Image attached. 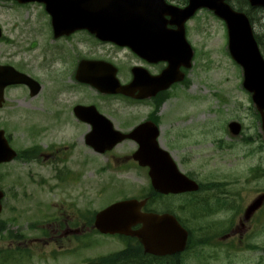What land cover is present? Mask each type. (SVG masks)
Segmentation results:
<instances>
[{
    "label": "flooded vegetation",
    "instance_id": "1",
    "mask_svg": "<svg viewBox=\"0 0 264 264\" xmlns=\"http://www.w3.org/2000/svg\"><path fill=\"white\" fill-rule=\"evenodd\" d=\"M229 1H235L237 9L246 11L252 17L257 16L260 19L264 16L263 7H252L247 0ZM5 2H10L8 8L14 13L8 31L11 33L9 42L15 52L12 55L13 60L3 64H10L15 71L38 81L40 89L31 95L30 87L24 83L8 85L4 89L3 107L22 106L35 109L34 100L40 94L41 101L51 100L45 94L47 87H52L54 93L53 105L48 104L47 109L41 111L29 110L27 120L8 121L0 118V129L4 131L8 143L14 148L19 145L16 159L0 164V190L3 192L2 200L21 196L25 201H32L38 208L55 209V213H48V216L43 217L47 233L45 240H42L45 245H53L48 247L46 256L63 262L59 264H264V185L255 184L246 192L241 184L238 186L239 181L235 180L231 185L201 184L200 190L186 193L187 204L194 213L186 219L188 226L185 220L177 217L186 229L182 250L177 249L178 233H157L154 234L158 236L157 242L144 244L132 234L141 224L128 228L130 233L125 234L104 231L105 227L100 230L94 224V217L91 221L83 217L79 208L89 202L93 206L131 197L141 200L147 197L146 188L138 185L139 191L131 192L121 189L120 185L89 187L81 184L73 187L66 184L68 176L82 177L84 174L106 173L122 177L130 173L144 175L146 169L130 159L131 149L129 150L126 144L136 145V142L129 139L104 153L105 168H83L88 164H84L81 145L88 152L97 155L86 143V137L93 132V128L102 130V139H110L113 134L107 128L95 124L101 122L82 121L75 112V106L93 105L110 120L114 129L125 133L145 120L160 126L164 101L159 105L156 102H159L166 92H156L154 97L143 101L147 103L144 104L142 101L118 94H102L78 79L106 80L111 78L115 71L122 84H129L135 76L138 77L139 80L135 82L136 92L142 87L152 90V77L159 75L167 63L144 60L128 50V56L118 60L115 55L120 51V47L99 40L86 29L60 37H54L52 33L51 40L58 41L60 45L50 50L46 48V43H42L38 47V54L34 56L36 38L42 39L44 31L46 36H50L52 32L47 11L43 5L36 2ZM165 2L177 7L187 4V0ZM36 4L39 9H35ZM3 33L0 28L2 44L8 41V36ZM64 47L69 48L75 55L67 57ZM90 91L94 93L93 96L85 101L76 100L73 103L74 99L82 96L81 93ZM65 93H69L68 97L56 100L57 95H66ZM7 100L14 101L15 104H6ZM111 101L136 104L115 105L111 104ZM86 116L91 117L92 114L87 112ZM67 128L71 129L67 139L56 137L61 130ZM96 133L99 134L98 131ZM34 138L38 142H34ZM119 146L121 149L117 150ZM21 176L32 177L34 181H37L34 177L44 178L40 179L38 184H23ZM171 195L160 194L159 198L164 200L177 196ZM259 198L261 200L257 201ZM159 202L161 201H158V206L161 207L156 210L171 211ZM253 203L255 206L251 208ZM68 205L73 207L69 212L64 208ZM141 210L146 212V206ZM18 220V217L2 218L0 226L7 222L14 224L15 244L26 246V241L35 237L24 238L16 228Z\"/></svg>",
    "mask_w": 264,
    "mask_h": 264
},
{
    "label": "rangeland",
    "instance_id": "2",
    "mask_svg": "<svg viewBox=\"0 0 264 264\" xmlns=\"http://www.w3.org/2000/svg\"><path fill=\"white\" fill-rule=\"evenodd\" d=\"M13 19L14 13L10 9L0 7L2 29L8 30ZM5 24L7 25L4 26ZM254 30L262 37L264 43V17ZM187 33L188 40L195 49L194 64L188 76L190 83L187 87L176 88L173 97L167 102L165 110L176 117L172 119L168 117L164 126L173 128L175 136L166 137L163 145L171 151L183 172H190L205 183L217 181L226 182L228 185L233 184L236 177L241 175L244 190L247 192L248 187L253 184L264 183V177H259L256 182H250L252 177L250 170L260 162L264 168V144H260L258 139L260 128L254 116L250 97L240 84L241 71L227 54L226 31L222 30L218 20L202 13L189 21ZM50 44L53 45L52 42ZM37 51L36 48V54ZM13 53L14 48L11 44L0 43V60H12ZM59 98L60 96L56 97L57 100ZM35 103L37 107L45 106L39 98ZM5 111L6 109H3L1 113ZM25 116L22 106H18L14 108L9 120L20 121ZM232 120L242 125L241 138L236 140L228 135L226 126L224 129L221 127L224 125L222 123L227 124ZM63 131L64 133L60 132L57 137L67 138L71 132L70 129ZM245 138L249 139L247 144ZM259 160L262 161L258 162ZM86 179L87 177H83V180ZM123 179L131 185L137 180L132 175ZM247 179L249 182H246ZM21 181L28 184L24 178ZM88 204L92 205L90 202ZM180 205L181 202L175 203L172 207L178 208ZM52 211L54 210L48 208L47 212ZM182 216L187 218L186 212H182ZM1 217H18L16 228L21 230L26 238L38 236L37 231L30 230L29 223L34 220L41 221L42 214L32 201H25L21 196L9 197ZM29 244H31L28 247L29 256L23 262L11 261L9 254L0 253V256L4 255L0 264L63 263L60 260L54 262L50 258L43 259L46 257V247L42 241L32 240ZM13 247L11 239L0 238V249Z\"/></svg>",
    "mask_w": 264,
    "mask_h": 264
},
{
    "label": "water",
    "instance_id": "3",
    "mask_svg": "<svg viewBox=\"0 0 264 264\" xmlns=\"http://www.w3.org/2000/svg\"><path fill=\"white\" fill-rule=\"evenodd\" d=\"M123 1V8H125L126 2L129 0ZM133 1L136 2V0ZM59 6L61 9H65L67 14L59 15L52 12L53 25L56 29L67 25H80L78 23H63L59 21L62 17L76 19L94 17L89 11L90 6L87 1L65 3ZM199 6L212 8L218 16L225 20L229 33L230 53L244 68L245 86L253 92V99L262 114L264 128V61L260 57L246 16L243 13L233 11L222 0L219 2L217 0H192L191 6L185 11L168 10L172 21L179 25L177 31H168L164 27L161 29L160 25H157V28L134 29L130 27L132 23L120 21V23H115L116 28L112 31H95V33L101 38L128 46L138 53L147 52L149 55H154L157 51L163 59L180 60L178 58L188 57L187 60H190L192 50L184 40L183 22ZM47 8L51 10V5ZM54 8H56L55 5ZM97 8L102 9L103 7L99 5ZM232 127L236 131L238 130L237 126L233 125ZM148 164L152 184L155 187L162 186L161 191L178 192L192 189L194 183L178 173L166 152L156 150ZM127 216L131 217L132 215ZM140 235H143L142 237L145 239L147 234L141 231Z\"/></svg>",
    "mask_w": 264,
    "mask_h": 264
}]
</instances>
